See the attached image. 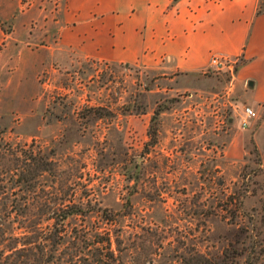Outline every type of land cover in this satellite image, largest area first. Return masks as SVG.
<instances>
[{
    "label": "rangeland",
    "instance_id": "1",
    "mask_svg": "<svg viewBox=\"0 0 264 264\" xmlns=\"http://www.w3.org/2000/svg\"><path fill=\"white\" fill-rule=\"evenodd\" d=\"M63 5L0 0V212L11 208L3 184L34 141L53 150L54 169L29 194L83 202L71 227L121 233L128 264H264V60L258 69L247 40L211 55L225 54L233 74L210 57L188 77L166 58L154 67L58 50ZM245 106L256 116L241 129ZM0 221L7 235L20 231ZM61 257L51 263L70 264Z\"/></svg>",
    "mask_w": 264,
    "mask_h": 264
},
{
    "label": "crops",
    "instance_id": "2",
    "mask_svg": "<svg viewBox=\"0 0 264 264\" xmlns=\"http://www.w3.org/2000/svg\"><path fill=\"white\" fill-rule=\"evenodd\" d=\"M257 1L64 0L56 49L154 67L166 58L167 69L193 77L212 53H239L248 40L247 54L258 56L259 69L264 13L257 15Z\"/></svg>",
    "mask_w": 264,
    "mask_h": 264
},
{
    "label": "trees",
    "instance_id": "3",
    "mask_svg": "<svg viewBox=\"0 0 264 264\" xmlns=\"http://www.w3.org/2000/svg\"><path fill=\"white\" fill-rule=\"evenodd\" d=\"M261 12L264 10L260 9ZM41 148L33 141L23 150V165L15 168L16 177L10 175L3 184L7 190L3 205L11 208L0 212V217L10 224L19 223L20 231L7 235L8 228H0V264H52V254L59 256L54 263L62 258V254H67L66 262L70 264H128L123 255L130 246L122 247L121 233L114 234V229L103 226L71 227L69 220L87 215L83 202L57 205L53 198L38 199L29 194L38 187L37 177L54 169L53 150L43 152ZM6 155L9 154L2 157ZM15 159L18 161L17 157ZM9 171L10 168L6 170ZM10 189L15 192L10 193ZM88 205L91 207V202ZM32 207L37 209L32 210ZM101 215L108 223L109 220L117 222V214L112 210L105 208ZM44 224L46 227L42 226ZM21 255H25L24 263L19 262Z\"/></svg>",
    "mask_w": 264,
    "mask_h": 264
},
{
    "label": "built area",
    "instance_id": "4",
    "mask_svg": "<svg viewBox=\"0 0 264 264\" xmlns=\"http://www.w3.org/2000/svg\"><path fill=\"white\" fill-rule=\"evenodd\" d=\"M210 65L212 67L217 68L218 70H228L229 74H233V65L229 64V58L225 54H213V56L211 57V60H210ZM248 107H251V106H245L244 110H246ZM251 108L255 112L254 108L253 107H251ZM253 118H255V117H253ZM253 118H250V120ZM247 125H244V126H247Z\"/></svg>",
    "mask_w": 264,
    "mask_h": 264
},
{
    "label": "clouds",
    "instance_id": "5",
    "mask_svg": "<svg viewBox=\"0 0 264 264\" xmlns=\"http://www.w3.org/2000/svg\"><path fill=\"white\" fill-rule=\"evenodd\" d=\"M243 108V106H241ZM256 113L253 111L251 107H248L246 110H244L240 116L239 120L235 121L238 128H243L244 125H247L249 123L250 118L255 117Z\"/></svg>",
    "mask_w": 264,
    "mask_h": 264
},
{
    "label": "water",
    "instance_id": "6",
    "mask_svg": "<svg viewBox=\"0 0 264 264\" xmlns=\"http://www.w3.org/2000/svg\"><path fill=\"white\" fill-rule=\"evenodd\" d=\"M253 84V82L251 81V85Z\"/></svg>",
    "mask_w": 264,
    "mask_h": 264
}]
</instances>
